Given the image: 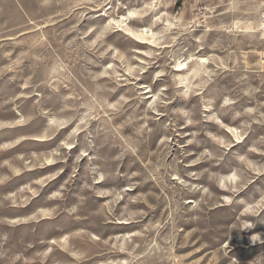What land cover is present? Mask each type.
Returning <instances> with one entry per match:
<instances>
[{"label": "rangeland", "instance_id": "rangeland-1", "mask_svg": "<svg viewBox=\"0 0 264 264\" xmlns=\"http://www.w3.org/2000/svg\"><path fill=\"white\" fill-rule=\"evenodd\" d=\"M78 3L85 6L73 8ZM147 4H153V10L147 15L129 16L146 10ZM161 13L175 18L181 27H173L165 33L164 40L176 36L175 43L164 49L161 57L155 58L156 63L138 84H151L155 90L164 82L170 83L169 77L152 83L154 72L167 61L164 53H171V63L182 62L201 45L199 56L217 58L215 64L209 61V67L220 63L224 67L216 68L217 74L202 97L191 102L176 97V104L169 105L168 114L159 124L152 125L153 136L161 132L163 123H169L170 129L175 125L177 117L172 109L191 108L196 114L194 118L200 119L201 105L207 106L211 101V112H217L226 127L221 129L214 123L201 122L192 129L200 133L199 144L190 145L186 150L210 146L209 133L224 135L232 141L233 147L215 170L227 176L239 169L247 185L231 203L224 199L231 193L214 188L217 198L202 210L185 205L187 210L178 222L180 231L175 237L174 256L186 258L183 264H264V205L260 204L264 197V173L252 172L239 159L245 156L257 167H264V0H155V3L154 0H0V177H8L0 179V264H124L130 259L127 252L112 245L118 243L114 237L136 231L137 226L105 221L102 214L91 215L100 212L110 197L91 196L80 213L87 219H76L65 211L78 202L81 194H87L83 189L86 180L117 167L116 157L123 146L105 122L90 121L89 128L80 134L77 147L71 150L74 156L84 148L88 156L81 161V170L64 201H50L48 197L67 178L71 159L64 165L40 167L33 166L32 155L50 152L69 131V128L53 129L56 132L53 138L38 139L48 129L53 116L79 119L87 110L84 104L89 93L98 99L111 95L110 77L96 80L92 77L112 62V49L129 58L139 55L141 50L159 51L140 41L148 39L146 30L152 28ZM113 20L120 27L108 28L94 47H88ZM77 21V28L70 30V25ZM189 21L193 23L188 28L182 27ZM168 22L171 23V19ZM162 27L160 23L152 30L160 31ZM89 29L94 31L81 40L80 36ZM129 31L131 36L127 34ZM42 36L45 39L42 40ZM106 49L105 56L99 55ZM173 96L170 88V99ZM225 97L235 103L220 110L219 103ZM247 108L257 111L236 116L238 112L245 113ZM21 117L31 118L16 123ZM245 124L249 125L243 128L247 136L237 142L227 127L240 134ZM135 126L126 127L124 134L133 133ZM134 138L142 150L156 147L155 140L149 141L146 134ZM5 144L11 147L4 148ZM254 146L258 152L250 151ZM179 153L180 150L174 148L164 164L173 165ZM86 166L94 171L87 172ZM134 166L139 165L125 157L120 172ZM203 166L196 165L193 170ZM60 167L65 168L60 176L43 187L35 184ZM14 168L20 171L14 172ZM126 185V178L118 175L98 183L95 190L111 192ZM26 186L37 188V195L32 197L30 192H21ZM136 192L151 193L152 188L141 185L130 194ZM6 197H12L16 203ZM196 198L198 196L185 197ZM56 204L61 210L53 218L27 220L38 209ZM162 211L158 209L153 215L158 218ZM82 228L84 232H80ZM164 235L163 232L159 236L153 233L140 240L141 248L137 253L141 258L136 264H175L165 250ZM64 237L68 239L61 243ZM45 252L47 256L43 255ZM17 256L20 258L14 259Z\"/></svg>", "mask_w": 264, "mask_h": 264}, {"label": "clouds", "instance_id": "clouds-1", "mask_svg": "<svg viewBox=\"0 0 264 264\" xmlns=\"http://www.w3.org/2000/svg\"><path fill=\"white\" fill-rule=\"evenodd\" d=\"M155 3V0H154ZM84 4H75L73 8H80ZM146 10L135 13V16L147 15L153 10V4L145 5ZM205 11L211 12L212 9ZM71 12H69V15ZM203 15V13H202ZM132 16L131 14L129 15ZM167 13H161L153 21L152 28L157 24L163 23L160 31H153L152 28L146 30L148 39L140 41L149 45L151 48L159 49L141 50L139 55H133L130 58L118 50L112 49L111 61L92 79L111 78L110 91L111 95L97 98L89 93V99L84 104L87 109L83 115L77 119L73 116L57 118L53 116L49 120V127L38 139H51L56 135L53 129L61 130L69 128L63 139L46 154L37 155L33 153L32 160L35 162L33 166L43 167L52 164H67L71 159L70 172L59 188L52 192L48 197L50 201H64L69 193L71 186L76 180L80 172L81 161L88 156V152L84 148H80L79 154L71 155L72 149L78 145V138L82 132H85L90 121L103 120L114 136L121 142L122 151L116 157L117 167L115 170H105L99 172L94 178H90L83 183V189L87 194H81L78 202L73 204L71 208L65 209L68 214L75 216L76 219H87L80 213L86 206L87 200L91 196L110 197L100 212H93L91 215H103L105 221H111L119 224H135L136 231H132L127 235L116 236L113 247H119L121 251L127 252L129 260L124 264H136L140 260L141 254L137 253V249L141 248L140 240L149 238L151 234L159 236L162 232L163 243L167 245L165 249L169 256L175 261V264H183L186 259L184 257L174 256L175 237L179 234L178 222L183 213L187 210L185 205L190 204L193 210H202L205 206L217 198V192L213 189H219L222 192L231 193L232 195L224 197L231 203L233 197L239 193L247 185L244 183L243 173L239 169L232 170L227 176L215 170L226 152L233 147L232 141L221 134L209 133V145L200 147L199 150H186L190 145H198L197 137L199 131L192 130L201 122H210L224 129L221 116L217 112H211L210 101L207 106L201 105L202 111L200 119H196L195 112L191 108L183 106L172 109L173 114L177 117L175 125L169 127V123H163L162 130L156 136H153V124H159L161 118L168 114L169 105L176 104V97L182 98L186 102H191L203 96L207 86L213 81V77L217 74L216 68L224 67L223 63L216 64L215 67H209V61L215 64L216 57H201L198 55L202 51V45L198 46L191 52L182 62L171 63V53L164 55L167 61L154 72L152 83L160 80L162 77H169V82H164L153 90L151 84H138L142 81L143 76L156 63V59L161 57L164 49L172 47L177 37L172 36L169 41L164 40V35L173 27H181L175 18H167ZM167 18V19H165ZM171 19V23L168 20ZM115 22V23H114ZM77 23L70 25V30H75ZM116 21H110L107 27L99 33L94 39L88 43V47H94L99 40L108 31V28L115 25ZM193 21H189L188 28ZM93 29L84 32L80 39L90 36ZM155 37L156 43H153ZM41 39H45L43 36ZM199 44V42H197ZM107 49L100 52L99 55L105 56ZM118 62V63H116ZM175 73H181L177 75ZM131 86V87H128ZM170 88L174 92V96L170 99ZM178 90V91H177ZM235 101L225 97L219 103L220 110L227 109ZM142 105V107H141ZM256 108H247L245 113H236V116L247 114L251 115L256 112ZM211 112V114H208ZM31 117H21L16 123H24L26 119ZM261 122V121H254ZM136 125L133 133L124 134L126 127ZM242 126L240 134L231 131L232 127H227V131L236 137L237 142L242 141L247 132ZM189 129L190 131H184ZM146 134L149 141L155 140L156 147L153 149H143L138 141L134 138L140 134ZM183 139V143L180 140ZM4 148L11 147L10 144L3 145ZM174 148L180 150L179 156L175 158L173 165L166 166L164 159L173 152ZM252 152H258L257 147L250 149ZM130 158L138 167H132L127 172L121 173L120 169L124 167V158ZM248 169L256 174L264 173V167H257L251 163L245 156L239 157ZM196 165H204L201 169L193 170ZM163 169V172L161 171ZM14 172H19V168H14ZM86 171L91 173L92 168ZM65 172L64 167L58 168L57 171L43 179L35 181V184L43 187L48 181ZM123 175L127 180L125 187H120L114 191H96L95 186L112 176ZM235 178L232 182L230 178ZM0 179H8L7 176ZM141 185H150L152 192H136L133 193ZM21 192H30L32 197L38 193V189L26 186L20 190ZM187 196H198L196 199H185ZM12 200V197H6ZM123 201V203H121ZM13 204L16 203L12 200ZM27 201H25L26 203ZM260 204L264 205V197L261 198ZM132 209H135L134 211ZM158 209H163L159 217L153 215ZM60 205L56 204L52 207L38 209L27 220H37L38 218H53L60 212ZM198 218V217H197ZM85 229H80L84 232ZM79 234V233H76ZM139 238V240L137 239ZM127 247H124V244ZM155 245V239H152ZM49 252L51 249L48 250ZM47 252L43 253L47 256ZM83 254H81L82 256ZM20 257H14L19 259ZM80 258V257H78Z\"/></svg>", "mask_w": 264, "mask_h": 264}, {"label": "snow or ice", "instance_id": "snow-or-ice-1", "mask_svg": "<svg viewBox=\"0 0 264 264\" xmlns=\"http://www.w3.org/2000/svg\"><path fill=\"white\" fill-rule=\"evenodd\" d=\"M131 15H132V16H135V13H132ZM114 23H115V22H114ZM115 26H116V27H120L119 23H116ZM127 34H128L129 36L132 35V33H131L130 31H129ZM136 38L139 39V37H136ZM153 40H155V37H153ZM231 131L235 132L236 130H235V129H232ZM230 179L232 180V182L235 181V178H234V177H233V178H230ZM67 239H68V237H64V239H63V241H61V243H65V242L67 241ZM52 243H53V244H56L57 242H56V241H53Z\"/></svg>", "mask_w": 264, "mask_h": 264}, {"label": "bare ground", "instance_id": "bare-ground-1", "mask_svg": "<svg viewBox=\"0 0 264 264\" xmlns=\"http://www.w3.org/2000/svg\"><path fill=\"white\" fill-rule=\"evenodd\" d=\"M263 25V24H262ZM263 29V28H262Z\"/></svg>", "mask_w": 264, "mask_h": 264}]
</instances>
